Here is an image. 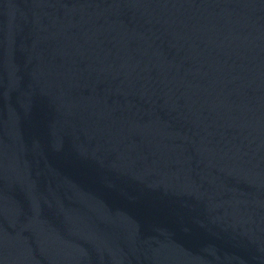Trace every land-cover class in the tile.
Segmentation results:
<instances>
[{
	"label": "water",
	"instance_id": "obj_1",
	"mask_svg": "<svg viewBox=\"0 0 264 264\" xmlns=\"http://www.w3.org/2000/svg\"><path fill=\"white\" fill-rule=\"evenodd\" d=\"M0 264H264V0H0Z\"/></svg>",
	"mask_w": 264,
	"mask_h": 264
}]
</instances>
